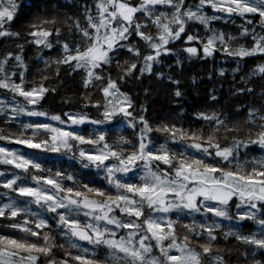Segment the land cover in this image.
<instances>
[{"label":"snow or ice","instance_id":"snow-or-ice-1","mask_svg":"<svg viewBox=\"0 0 264 264\" xmlns=\"http://www.w3.org/2000/svg\"><path fill=\"white\" fill-rule=\"evenodd\" d=\"M20 7L18 0H7L6 5L0 0V40L20 38V32L6 26ZM205 7L218 14L206 15ZM233 16L241 17L248 26L255 23L248 17L258 16L264 30V0H197L193 4L188 0H92L83 10V23L80 17H65L68 35L63 34L57 16H36L25 34L31 39L16 46L19 53L0 55V89L23 97L26 105H37L46 94L56 91L45 83L50 79L47 74L39 83L33 80L26 87L28 65L23 52L25 44L35 45L40 52H56L55 58L37 56L45 66L39 71L55 65V76L59 77L63 66L70 72L82 70L83 87L100 93L95 101L91 92L85 93L84 107H94L102 119H91L87 112H66L65 120L0 100V116L6 124L26 115L47 116L66 125L22 123L21 129H32L33 137L40 130L50 135L40 140L25 138L23 132L6 136L0 128V140L43 152H78L82 167L95 168L103 183L96 186L59 170L37 175L44 172L39 162L0 146V164L12 165L25 174L35 170L30 174L34 186L18 184L27 176L15 173L0 186L29 198L26 204L41 210L15 202L0 205V220L12 221L0 224V228L15 230L0 231V264H230L229 257L220 254L230 251L221 247V238L251 246L252 264H264L256 258L257 252L264 256V155L241 162L242 149L257 146L264 152V110H246L244 123L251 127L245 139L229 135L238 133V123L216 112H196L194 125L173 123L154 128L145 115H134L137 108L121 84L126 78L152 74L154 64L161 63L163 56L176 54V41L184 42L182 51L189 56L201 52L203 57L223 52L240 59L264 55V31L242 26L240 37H250L252 46L233 47L236 37L210 27L213 21ZM192 24L202 25L211 35L198 36L191 31ZM156 75L164 78L162 73ZM252 75L264 80V64ZM237 91L251 94L254 89L241 87ZM181 95L177 89L175 96ZM211 100L218 98L212 95ZM9 111L11 115H6ZM139 111L146 113L147 108L141 105ZM86 123H123L138 131L132 133L134 140L119 136L110 143L104 129L87 136L73 129ZM153 132L164 134V142L157 144ZM4 175L0 172V177ZM230 206L247 211L233 216ZM197 213L228 221H253L259 232L243 235L231 229L221 231L217 220L196 221L193 217L192 223L184 222V217ZM241 255L248 264L249 250Z\"/></svg>","mask_w":264,"mask_h":264},{"label":"trees","instance_id":"trees-1","mask_svg":"<svg viewBox=\"0 0 264 264\" xmlns=\"http://www.w3.org/2000/svg\"><path fill=\"white\" fill-rule=\"evenodd\" d=\"M3 2L6 5L7 0H3ZM18 2L21 7L17 9L13 20L6 26H10L12 31L20 32L21 36L17 39L5 38L4 40H0V55L8 51L19 53V49L16 46L17 44H24L26 40L31 39V37L25 34L31 30L30 24L37 15L57 16L60 26L64 29L63 34L68 35V26L63 23L65 17H80L83 23V10L86 5L92 4V0H18ZM196 2L197 0H188L189 4ZM25 4L28 6L25 7ZM205 10L208 15L218 14L213 12L210 7H205ZM248 18L254 19V25H245L244 19L239 16H233L213 21L210 27L217 32H222L226 35L231 34L236 37L237 39L232 41L233 47L244 45L247 48H251V38L240 37L242 26L255 27L257 32L264 30L260 28L258 16H249ZM70 23L71 21H69ZM191 31L201 37L211 35V32L199 24H192ZM183 46L184 42L182 40L176 41V54L163 56L161 63L154 64L152 74H145L140 79L126 78L125 81H121L122 91L132 97L137 108V112L134 115H145L155 128L163 124L173 123L177 126L194 125L196 123V112H216L218 115H222V117H227L230 122L238 123V133H230L229 135H239L241 139H245L248 135V129L251 127L244 123L247 117L246 110L250 108L264 110V80L259 75H252L258 65L264 64V55L258 54L240 59L239 57L233 58L226 56L223 52H216L213 57H203L201 52L197 56H189L182 51ZM23 55L28 65V71L26 73L28 85L26 87L30 86L33 80L39 83L41 76L44 74L50 76V79L45 81V83L49 86L56 87L55 92H49L39 104L34 106L35 111H44L49 116L59 115L65 120L67 119L64 116L66 112L73 114L87 112L91 119H102V116H100L94 107H84L87 101L83 100L82 97L85 93L91 92L93 101L100 97V93L95 88L85 89L83 87L81 78L82 70L81 72H70L67 66H63L60 76L56 77L54 72L55 65L48 68L46 72H41L38 69H44L45 66L40 59H37L38 55L44 57L52 56L55 58V51L45 49L43 52H40L36 49L35 45L25 44ZM178 59L179 63H177ZM221 71H223V75L220 74ZM158 73H162L164 78L157 79L156 74ZM168 77L178 80L179 84L171 83ZM241 87L253 88L254 91L251 94L238 92L237 90ZM177 89L182 92L180 97L175 96ZM212 95H215L218 101H212ZM0 100L18 102L20 105L26 106L23 97H14L12 93L2 89H0ZM141 105L147 108L146 113L139 111ZM4 121L5 117L0 116V128L3 130L8 129L10 131H17L18 133L26 131L25 133L32 134V129L23 130L20 125L22 123L26 124L28 121H32L33 124H36V122L40 123L42 119L41 117L35 118L20 115L10 124H6ZM122 124L96 126L86 123L76 131L87 136L98 133L100 129H104L110 143L114 142L119 136L134 140L132 133L138 131V128L134 130L128 128L126 124L123 126ZM3 134H5L4 131ZM49 135V133L43 131L41 135H38L39 138L36 140L46 139ZM151 135L156 138L157 144L164 142V134L153 132ZM0 144L25 148V153H27V150H30L31 158L39 162L44 169L42 173H35L37 175H50L59 170L66 174L74 175L78 180L93 182L96 186L103 183L102 174L96 175L95 168L86 169L82 167L78 152H65L63 150L60 152H43L28 149L23 145L13 144L4 140H0ZM169 146L173 148L179 147L178 145L171 144ZM82 147L89 148L91 146L84 145ZM241 153V162L264 155V152H261L257 146H252L250 150L242 149ZM34 171L29 169V174H25L12 165L0 164V172L5 173L4 176L0 177V181L15 173L21 178L27 176V179H22L18 184L23 182L32 186L33 182L30 179V174ZM1 194H7V196ZM8 197L17 199L23 204L29 199L20 197L15 191L0 186V202L6 200ZM30 207L33 211H41L35 204H30ZM240 211L234 206H230L231 215L235 216ZM44 214L48 215L46 212ZM193 217L196 221H204L207 219L211 222V220H217L221 223V231L231 229L243 235H251L259 232L258 225L253 221H238L236 219L228 221L211 217V214H208L207 217L198 213L193 214V216L184 217V222L192 223ZM6 223H12V221L0 220V224ZM0 231L15 232L12 229L2 228H0ZM180 231H183V229H180ZM16 234L21 235L20 233ZM220 244L221 247H226V249L230 248V251L226 250L220 253L221 255H227L229 257L230 264H245V256L241 255V252H244L245 249L249 250L248 264H252L254 258L250 254L251 246L239 244L234 238H230L229 241H224L221 238ZM86 246L91 247L90 245ZM58 254L60 253L58 252ZM104 254L103 251L99 253L101 258H103ZM256 258L264 260V256H261L259 252H257Z\"/></svg>","mask_w":264,"mask_h":264},{"label":"rangeland","instance_id":"rangeland-1","mask_svg":"<svg viewBox=\"0 0 264 264\" xmlns=\"http://www.w3.org/2000/svg\"><path fill=\"white\" fill-rule=\"evenodd\" d=\"M204 12H205V14L206 15H208L207 14V11L204 9ZM6 104H9V105H12V104H19L18 102H9V100H3ZM34 106L35 105H26V107L28 108V109H30V110H34ZM8 115H11V113H10V111H9V113H8ZM38 117H40V116H38ZM35 118H37V117H35ZM41 119H42V121L40 122V123H47V124H50V125H52L53 127H66V125H59L58 124V122H56V121H52V120H50L48 117H46V116H43V117H41ZM67 120V119H66ZM26 124H33L32 123V121H28ZM36 124H37V122H36ZM84 125V124H83ZM83 125H78V126H73V129L74 130H78L81 126H83ZM124 124H122V126H123ZM68 130H71V129H68ZM26 132V131H25ZM25 132H23V136L25 137V138H33V139H38L39 137L38 136H36V137H33V134H31V133H25ZM43 132V130H40V134L39 135H41V133ZM4 135H15V134H19V133H21V132H17V131H10V130H4ZM0 146H3V147H5V148H7V149H11V150H18L21 154H24L25 156H27L28 158H31V154H30V150H27V153H25V148H20V147H10V146H7V145H4V144H0ZM32 159V158H31ZM10 178H12V175L10 176V177H5V178H3L0 182H3L4 180H6V179H10ZM17 183H19V181H17ZM32 186H34V185H32ZM1 195H3V196H7V194H1ZM9 202H15L16 204H17V206H20V207H24V206H27V207H30V205H28V204H23V203H21V202H19L17 199H14V198H11V197H8L6 200H4V201H1L0 202V205H3V204H7V203H9ZM31 208V207H30ZM241 211H247V209H242ZM36 212H39V210L38 211H36ZM81 243H84V242H81ZM86 246V245H85ZM88 247V246H87Z\"/></svg>","mask_w":264,"mask_h":264}]
</instances>
